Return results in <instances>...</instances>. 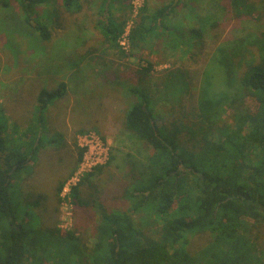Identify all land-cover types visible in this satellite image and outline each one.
<instances>
[{"label":"trees","instance_id":"16d2710c","mask_svg":"<svg viewBox=\"0 0 264 264\" xmlns=\"http://www.w3.org/2000/svg\"><path fill=\"white\" fill-rule=\"evenodd\" d=\"M50 1L58 3L0 0V7H19L25 23L49 40L51 30L37 14ZM181 1L153 13L140 12L130 31V45L140 49L160 47L161 43L173 51L182 47L181 36L168 22ZM60 2L69 14L82 11L81 0ZM103 3L102 30L115 42L124 23L116 22L113 0ZM231 6L238 18L264 20V0H232ZM216 13L209 9L196 18L197 28L190 30L185 49L194 48L191 39L210 37L219 25ZM213 57L211 71L222 73V79L215 83L206 77L198 98H190L193 103L185 115L183 111L179 116L167 113L171 120H166L154 106L159 94L164 100L178 96L182 102L179 95L187 93L190 80L181 69L157 84L153 93L149 88H129L131 102L123 127L130 137L151 148L152 154L147 157L146 171L138 179L133 173L134 183L123 190L131 206L126 214L109 210L99 197L83 199V182L72 188L73 205L82 212L91 207L100 216L91 248L75 231L34 230L32 223L40 221L35 208L41 204L31 194L17 197L21 190L13 183L43 149L47 132L43 114L68 95V85L63 82L54 90L39 92L36 117L25 129L13 124L0 106V264H264V242L253 232L264 227V32L227 40ZM151 69L149 63L145 71ZM218 83L221 91L215 88ZM250 101L252 105H248ZM227 106L240 111L233 122L220 119ZM50 143L62 145L63 141L57 136ZM63 186L60 184L58 195ZM181 199L184 203L177 207ZM158 219L164 223L159 240H153L144 230ZM199 234L210 240L192 252L189 238Z\"/></svg>","mask_w":264,"mask_h":264},{"label":"rangeland","instance_id":"374dc122","mask_svg":"<svg viewBox=\"0 0 264 264\" xmlns=\"http://www.w3.org/2000/svg\"><path fill=\"white\" fill-rule=\"evenodd\" d=\"M104 1L81 0L82 11L76 15L66 12L60 0L39 7L38 17L51 30L49 40L25 23L19 7H0V106L10 121L25 129L31 118L36 117L37 96L42 89L54 90L63 82L70 89L67 96L56 100L44 112L47 129L44 147L35 161L15 176L13 183H18L21 190L15 195L21 194L24 198L31 194L39 200L41 205L35 212L40 221H32L34 230L60 234L75 231L90 248L98 236L100 216L91 207L79 211L72 202L62 199V190L59 195L57 191L62 183L65 186L68 182H83V199L99 197L109 210L124 214L129 211L131 206L124 199L123 190L139 178L141 171H146L147 157L152 154L151 148L130 137L123 127L124 113L131 102L129 88H149L153 93L157 84L162 85L169 75L181 69L190 80L187 93L179 95L182 102H178V96L164 100V95L159 94L154 106L166 120H171L167 113L176 112L179 116V111H183L185 115L188 105L193 103L190 98L196 95L198 98L206 77H211V82L215 83L222 79V73L211 71L216 48L227 40L264 32V20L249 16L238 18L233 12L232 0H214L213 3L182 0L168 21L174 33L181 36L182 47L173 51L160 43V47L134 49L129 45L127 48L121 45L122 38L138 20L134 0H113L111 9L116 22L124 23L123 32L115 42L102 30L104 19L100 12ZM178 1L143 0L139 13L143 10L153 13ZM212 5L215 6L212 8ZM209 9L217 12L218 27L211 30L210 37L190 38L194 48L185 49L190 30L197 28L196 18ZM240 14L245 13L240 11ZM149 63L152 69L147 72ZM181 87L179 84V89ZM215 88L223 89L221 83ZM237 114H240L238 109L227 106L220 119L233 122ZM57 136L62 138V145H51L50 140ZM99 147L107 155L102 164L95 165L90 159L91 152ZM133 173L136 174L134 179L130 178ZM89 174L91 177L84 181ZM183 203L181 199L176 206ZM163 223V219H158L144 232L147 230L150 238L159 240ZM253 232L264 242V227ZM209 240L208 235H191L190 250L196 252Z\"/></svg>","mask_w":264,"mask_h":264},{"label":"built area","instance_id":"2783aa9c","mask_svg":"<svg viewBox=\"0 0 264 264\" xmlns=\"http://www.w3.org/2000/svg\"><path fill=\"white\" fill-rule=\"evenodd\" d=\"M142 3H143V0H134L133 2V5H134V10H135V13L139 14V11L142 7ZM130 31L131 29L128 28L126 31H125V34L123 36V41L121 42V45L123 47H126L129 48V45H130V42H129V36H130ZM91 151V149H90ZM91 155L92 157H90V159L92 160L93 164H102L103 163V160L106 159V153L103 151L102 147H99V148H94L91 152ZM86 169L83 168L82 172H84ZM78 183L75 182H68L64 188L62 189V192H61V195H62V199L68 201V202H71V199H70V194H71V190L73 187L77 186Z\"/></svg>","mask_w":264,"mask_h":264}]
</instances>
